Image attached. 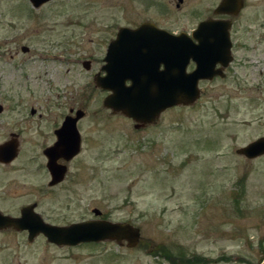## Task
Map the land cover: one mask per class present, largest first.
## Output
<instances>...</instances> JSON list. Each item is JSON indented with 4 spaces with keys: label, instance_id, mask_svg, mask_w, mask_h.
Here are the masks:
<instances>
[{
    "label": "rangeland",
    "instance_id": "obj_1",
    "mask_svg": "<svg viewBox=\"0 0 264 264\" xmlns=\"http://www.w3.org/2000/svg\"><path fill=\"white\" fill-rule=\"evenodd\" d=\"M163 1L169 3L49 0L34 10L28 0H0V102L50 106L53 114L56 105L72 103L84 111L78 121L81 147L65 178L48 187V178L33 171L2 174L10 183L0 207L15 210L36 201L52 224L104 218L140 229L133 247L109 240L56 245L43 235L29 241L25 232L4 229L0 264L264 260V154L236 153L264 136V0H245L233 22L227 74L199 80V96L191 104L165 108L153 122L135 127L103 105L105 92L93 82L114 25L152 20L182 29L207 14L177 11L168 3L162 10ZM22 45L31 51H21ZM84 60H90L88 69ZM29 141L30 150L38 146Z\"/></svg>",
    "mask_w": 264,
    "mask_h": 264
},
{
    "label": "water",
    "instance_id": "obj_2",
    "mask_svg": "<svg viewBox=\"0 0 264 264\" xmlns=\"http://www.w3.org/2000/svg\"><path fill=\"white\" fill-rule=\"evenodd\" d=\"M47 1L49 0H31L35 6ZM242 7L243 0H221L216 12H227L234 15ZM148 25H153V23L143 22L134 30V36L130 42L133 61L122 59L117 50L120 45L119 38L124 32V29H120L118 37L109 46V51H117L108 52L105 57L107 64L102 67L106 69L107 74L104 76L97 74L93 79L97 87L111 91L104 97L103 105L111 109L113 113L121 112L131 118L135 122V127L140 126L139 122L155 120L165 108L193 103L199 96L198 80L211 78L216 73H221V69H214L216 62L222 60L221 64L226 65L231 59L228 36L229 21H201L196 32L193 33L197 38V34L201 30L215 31L222 38L217 35L216 38H213V42H200L196 47L188 46L183 42L185 40L183 33L170 34L156 26L149 28ZM145 31L162 33L164 36H141ZM157 56H161L159 58L164 62V69L154 74L149 68L155 64L152 63V58ZM190 57L195 60L196 68L190 73H185V66ZM157 63L159 64V61ZM83 64L88 67L86 61ZM171 65L172 69H170ZM148 66L149 71H145V76L135 73L136 68L138 70V68ZM127 80L130 81L129 84H126ZM82 114L83 112L78 110L77 119ZM74 138V142L70 143L68 150L65 151L67 158L76 155L80 150L79 133L76 132ZM59 146L58 144L57 147ZM236 153L247 158L264 154V136L236 149ZM64 173V167L57 173L53 171V179L50 184L62 180ZM94 213L98 215L100 211L94 209ZM8 226L21 230L26 229L29 241L38 233H42L47 241L56 245L73 246L84 242L109 240L118 245L125 243L126 246L133 247L140 239L139 227L126 221L97 218L72 222L67 225H55L43 221L37 213L28 211V208H24L18 218L0 213V229Z\"/></svg>",
    "mask_w": 264,
    "mask_h": 264
},
{
    "label": "flooded vegetation",
    "instance_id": "obj_3",
    "mask_svg": "<svg viewBox=\"0 0 264 264\" xmlns=\"http://www.w3.org/2000/svg\"><path fill=\"white\" fill-rule=\"evenodd\" d=\"M193 1L194 0H169V3L164 2V1L162 3L159 2L160 9L162 10L163 9L167 10L168 8L167 5L169 4V5H172V8H174L177 11L187 10L189 8L190 12H192L193 14L194 13H197V14L207 13L205 16L203 15L202 18L198 19L197 22L189 28L174 29L172 27L166 26L165 24L157 23L152 20H146L143 22H151L153 23V25H148L149 28L156 26L157 28L165 30L170 34L183 33L185 37V40H183V42L186 43L188 46L196 47L198 44H200V42H213V38H216L215 36L217 35H219V38H222L221 35L219 33H216L215 31L201 30L198 32L197 35H198V38L201 37L202 39H198L193 33L196 32L198 24L201 21H204V20L229 21L230 25L228 27V36L230 40L231 59L226 65L221 64L222 60H219V62H216L214 69L215 70L221 69V73H216L211 78H201L199 80L215 79V78L224 77L227 74L228 67L230 66L233 60L232 52L235 47V43L233 41V32H234L233 22L235 20L236 15L239 14V12L243 9V7L239 10L237 14L232 15L227 12H216L217 7L220 4L221 0H209L210 3H208V5L206 4V6L204 4H203L204 6H202L201 4L199 6V4L197 3L195 5ZM28 2L34 10L39 9L42 5L47 3V2L46 3L44 2L38 6H35L33 2H31V0H28ZM244 4H245V0H243V6ZM143 22H140L135 25L120 24V25L113 26L112 30L114 33L109 34L108 36L105 37L106 41H105V47H104V52H103L104 54L101 58L102 65L99 67L97 71L94 72V75L92 77L93 79L95 75L97 74L102 75V76L107 74L106 69L102 67L103 65L107 64L105 57L107 56L108 52L113 53L118 50L121 54L122 59L133 61L132 59L133 50L131 49L132 46L130 42L133 39L134 30L137 29ZM120 29H124L123 30L124 32L119 38V44H120L119 48L116 51L115 50L109 51L110 43L118 37V32ZM141 36H145V37L162 36L163 37L164 35L162 33L157 34L151 31H145L142 33ZM20 50L26 53L31 51V49L25 45L20 46ZM17 52L18 51L16 50L15 53ZM1 55L2 53L0 52V57ZM10 57H12V55ZM159 57L161 56L152 58V63H155V64H152L150 68L149 66L138 68V70L136 68L135 73H137V75H140V76L141 75L145 76L146 75L145 71H147L148 68L154 74L162 71L164 69V62ZM158 61H159V64L157 63ZM86 62L88 63V67H85L84 64L83 66L86 69H88L90 67V64H89L90 60H86ZM195 68H196V62L192 57H190L185 66V73H190ZM170 69H172V65ZM199 80L197 82V86H198ZM129 83L130 81L127 80L126 84H129ZM99 89L105 92V96L111 93L109 89H103V88H99ZM38 107H45L46 109L44 111H41L38 109ZM56 107H57L58 112L53 114L51 113L52 111L50 109V106L33 105V104L22 103V102L21 103H11V104H7V103L5 104V103L0 102V186L3 185L1 187L2 190L0 191V194L2 193L3 195H7L4 187L7 186L8 183H10L9 180L2 179L3 178L2 174L6 175L7 173H10L13 171H23L24 173L26 172L28 173V171L29 172L33 171V172L41 174L42 180H44V177L46 176L48 178L47 180L48 187H52V186L59 184L65 178L69 170V165H70L71 160L78 154L77 153L76 155L70 158H67V154H66L67 152L65 151L68 150L70 143L72 144V142H74L75 140L74 137H75L76 132L79 133L80 135V147H81V134L78 128V121L80 118L83 117L84 111L79 109L76 104L74 105L72 103H69L66 105L58 104L56 105ZM78 110H81L83 114L80 118L77 119ZM50 116H52L51 119H49ZM153 121H150V122H153ZM146 123H149V122H145V123L139 122V125H144ZM31 137L32 139L36 140V141H33V143L38 144V146H35L33 150L32 149L30 150L28 147L25 146L26 144L30 143L29 139ZM58 144L60 145L59 147H57ZM62 167H64V170H65L62 180L58 181L57 183L50 184V182L53 179L52 177L53 171L57 173L58 170L62 169ZM17 186L22 187V186H25V184L21 183V184H18ZM39 189L41 190V192L44 191L43 183H42V186L39 187ZM37 207H38V203L36 201L29 202L27 200V201L19 203L15 210H5L0 207V213L2 215H6L12 218H18L21 216L22 210L24 208H28V211L30 210L31 212L37 213L39 217L43 219V221H45L41 213L37 210ZM4 229L25 232L28 238V231L26 229L21 230L13 226H8L5 228H1L0 230H4ZM39 235H43V234L38 233L36 236H39ZM259 264H264V260L260 262Z\"/></svg>",
    "mask_w": 264,
    "mask_h": 264
},
{
    "label": "trees",
    "instance_id": "obj_4",
    "mask_svg": "<svg viewBox=\"0 0 264 264\" xmlns=\"http://www.w3.org/2000/svg\"><path fill=\"white\" fill-rule=\"evenodd\" d=\"M160 252L165 258L170 259L169 257L171 254L169 253V251H166L165 249H163Z\"/></svg>",
    "mask_w": 264,
    "mask_h": 264
}]
</instances>
